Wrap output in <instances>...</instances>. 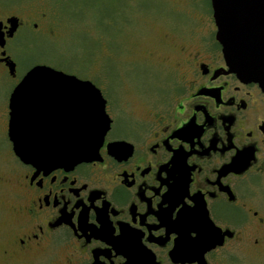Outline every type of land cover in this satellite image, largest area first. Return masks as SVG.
Segmentation results:
<instances>
[{"label":"flooded vegetation","instance_id":"obj_1","mask_svg":"<svg viewBox=\"0 0 264 264\" xmlns=\"http://www.w3.org/2000/svg\"><path fill=\"white\" fill-rule=\"evenodd\" d=\"M194 11L198 25L172 24L161 57L143 58L160 80L142 92V107L106 108L98 158L54 169L24 163L9 136L11 108H0L13 160L0 183L15 194L0 264H220L230 248L264 241V91L230 71L212 0ZM62 21L25 0H0V81L14 79L12 92L34 66H51L23 69L16 39L26 35L31 52L44 35L61 38ZM124 50L118 57L130 66L132 38ZM39 116L63 138L68 113Z\"/></svg>","mask_w":264,"mask_h":264},{"label":"rangeland","instance_id":"obj_2","mask_svg":"<svg viewBox=\"0 0 264 264\" xmlns=\"http://www.w3.org/2000/svg\"><path fill=\"white\" fill-rule=\"evenodd\" d=\"M15 2L17 0H4ZM23 1V0H18ZM33 12L53 13L62 18L59 28L63 35L53 39L44 35L31 52L22 46L27 36L16 41L19 46L15 58L21 67L46 62L54 68L92 81L101 89L108 108H140L149 99L142 92L157 90L160 74L152 77V68L144 63L148 56L161 57V38L171 40L172 24L198 25L194 8L199 3L209 6V0H25ZM189 23V24H187ZM197 27V26H196ZM134 41V62L129 66L118 57L125 52L127 42ZM117 52V53H116ZM146 52H155L148 54ZM118 57V60L116 56ZM15 80L8 75L0 81V108H9V99ZM136 91L137 95L133 93ZM0 122V174H10L13 160L9 144ZM13 187L0 183V248L6 233L4 223L9 221L10 202H15ZM251 242L254 244L253 238ZM251 242L227 252L220 264H264V241L258 247ZM23 264V263H21Z\"/></svg>","mask_w":264,"mask_h":264},{"label":"water","instance_id":"obj_3","mask_svg":"<svg viewBox=\"0 0 264 264\" xmlns=\"http://www.w3.org/2000/svg\"><path fill=\"white\" fill-rule=\"evenodd\" d=\"M212 5L230 71L258 82L264 91V0H212ZM9 108L14 152L24 163L42 169L98 158L111 125L101 89L49 65H36L24 76L10 95ZM56 108L69 114L63 138L37 125L39 114Z\"/></svg>","mask_w":264,"mask_h":264},{"label":"snow or ice","instance_id":"obj_4","mask_svg":"<svg viewBox=\"0 0 264 264\" xmlns=\"http://www.w3.org/2000/svg\"><path fill=\"white\" fill-rule=\"evenodd\" d=\"M54 74H56V73H54ZM56 75H58V74H56ZM84 87H88V85H83Z\"/></svg>","mask_w":264,"mask_h":264}]
</instances>
